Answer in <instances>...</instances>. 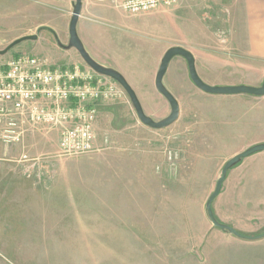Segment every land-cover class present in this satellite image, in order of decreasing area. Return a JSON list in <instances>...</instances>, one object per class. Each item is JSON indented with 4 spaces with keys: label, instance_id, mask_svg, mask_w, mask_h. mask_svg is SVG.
I'll return each instance as SVG.
<instances>
[{
    "label": "rangeland",
    "instance_id": "rangeland-1",
    "mask_svg": "<svg viewBox=\"0 0 264 264\" xmlns=\"http://www.w3.org/2000/svg\"><path fill=\"white\" fill-rule=\"evenodd\" d=\"M74 2L0 0V51L20 38L38 37L0 56V68L21 54L69 66L75 57L76 65L88 67L75 50L52 47L47 37L55 34L69 45ZM109 16L107 28L117 46L135 53L137 41L144 44L145 75L158 57L160 67L170 48L182 47L209 85L264 82L229 77L225 0H182L136 16L110 9ZM169 75L179 93L169 86ZM116 84L120 94L98 107L94 152L62 157L57 129H28L26 138L35 134L42 144L28 152L44 154L29 160L34 168L27 174L28 188H35L36 198L6 202L0 169V264H264L263 250L233 244L206 210L225 165L260 145L246 142L264 135V122L229 126L231 96L199 90L182 57L173 59L164 78L180 104L178 121L166 129L144 126ZM133 89L147 116L161 121L170 115L169 103L155 88ZM249 100L250 115L264 112L261 99ZM6 147L13 146L0 144V152ZM212 210L221 224L242 234H264V157H249L228 172Z\"/></svg>",
    "mask_w": 264,
    "mask_h": 264
},
{
    "label": "crops",
    "instance_id": "crops-1",
    "mask_svg": "<svg viewBox=\"0 0 264 264\" xmlns=\"http://www.w3.org/2000/svg\"><path fill=\"white\" fill-rule=\"evenodd\" d=\"M110 9L115 8L103 0H83V9L77 30L86 50L96 62L122 74L132 88L144 87L146 85L147 87L156 89L155 81L161 56L156 59L152 71L145 75L146 53L143 49L144 44L137 41L139 47L135 53L133 51L136 50L131 51V48L128 51L125 50V45L123 47L117 46L118 42H115L113 34L107 28V26H111L109 24H112L109 16ZM225 13L228 52L227 69L231 73L229 77L264 80V0H225ZM47 35L52 47L58 46L54 35L51 33ZM73 50L68 51L71 52ZM75 53L79 54L76 50ZM72 63L76 65L78 60L73 57ZM196 70L198 73L197 61ZM143 80L144 82L142 83ZM168 81L169 86L173 85L174 91L179 93L170 75L168 76ZM241 85L256 86L257 84L253 82H232L226 86ZM212 86L220 85L213 84ZM250 97L257 100L261 99V103H264V97L237 95L228 98V104L232 105L233 115L228 120L229 126L245 128L250 127L251 124L261 125L258 123L264 122L263 111H258L253 115L251 114L252 116L250 115V107H248ZM246 143L248 146L251 144H263L264 135L258 134ZM35 144L37 146L42 145L38 137L34 134L26 138L22 145L6 147V151L0 152V161H2L0 169L4 178L3 187L4 191H6V202H26L27 198H36V195L33 194L35 188L32 185L28 188V183L30 182L28 181L27 174L28 171L33 173L32 170L34 168V164H29V160L43 159L44 154L41 150H37V155H30L31 151L28 152V150L33 145L35 146ZM261 155H263L262 152L252 156L257 158L264 157V155ZM253 157H250V159ZM31 183L34 184L32 181ZM28 192L32 194L29 195ZM230 239L233 244L244 245L252 249H261L264 251V238L250 241L232 235Z\"/></svg>",
    "mask_w": 264,
    "mask_h": 264
},
{
    "label": "built area",
    "instance_id": "built-area-1",
    "mask_svg": "<svg viewBox=\"0 0 264 264\" xmlns=\"http://www.w3.org/2000/svg\"><path fill=\"white\" fill-rule=\"evenodd\" d=\"M103 1L136 16L182 0ZM119 94L115 82L90 67L51 65L43 58L18 55L0 68V144L22 145L28 129L47 126L59 131L62 157L92 153L98 107Z\"/></svg>",
    "mask_w": 264,
    "mask_h": 264
},
{
    "label": "water",
    "instance_id": "water-1",
    "mask_svg": "<svg viewBox=\"0 0 264 264\" xmlns=\"http://www.w3.org/2000/svg\"><path fill=\"white\" fill-rule=\"evenodd\" d=\"M83 9V0H75L73 4V12L72 17L70 20L69 25V45L63 46L61 43L59 46L65 50H76L83 61L90 67L93 71L96 73L105 76L107 78L112 79L116 83H118L128 94L130 97V100L135 108V111L138 115V118L140 122L156 131H160L163 129H166L170 126H172L174 123H176L180 117V104L178 100L174 97V95L167 89V87L164 84V78L168 72L169 66L174 58L176 57H182L186 60L188 64L189 69V75L192 83L202 92L213 95V96H237V95H248L253 97H264V82L262 86L260 87H254V86H248V85H241V86H212L207 83H205L198 75L196 70V60L194 56L187 51L186 49L182 47H173L170 48L164 57L161 60V65L159 67V70L157 72L156 81H155V87L158 93L169 103L171 108L170 115L161 120L156 121L153 118L147 116L143 110V107L137 97L136 92L134 89L129 85L127 80L123 77L122 74H120L118 71L105 67L98 62H96L91 55L86 50L83 42L81 41L79 35H78V23L79 19L82 14ZM38 39L37 36H28L23 37L15 42H13L9 47H7L5 50L0 51V56L6 55L11 49L18 46L19 44L26 42V41H36ZM264 152V144L257 145L237 156L232 158L224 167L222 170L221 177L217 181L216 188L214 193L209 198L206 210L207 214L209 216V219L212 223V225L222 231L229 232L233 236L243 239V240H250V241H256L264 238V234L258 235V236H248L245 234H242L235 229L228 227L226 225L221 224L215 217L212 205L216 198L220 195L222 186L224 182L226 181L228 172L237 166L242 160L251 157L254 154Z\"/></svg>",
    "mask_w": 264,
    "mask_h": 264
},
{
    "label": "trees",
    "instance_id": "trees-1",
    "mask_svg": "<svg viewBox=\"0 0 264 264\" xmlns=\"http://www.w3.org/2000/svg\"><path fill=\"white\" fill-rule=\"evenodd\" d=\"M54 36H55V38H56V40H57V43H58V45L60 44V42L58 41V38H57V36L54 34Z\"/></svg>",
    "mask_w": 264,
    "mask_h": 264
}]
</instances>
